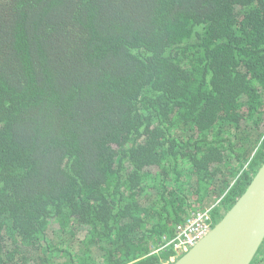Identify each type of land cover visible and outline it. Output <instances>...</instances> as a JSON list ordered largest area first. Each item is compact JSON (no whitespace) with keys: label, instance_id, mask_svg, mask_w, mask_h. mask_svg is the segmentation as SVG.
I'll return each instance as SVG.
<instances>
[{"label":"trees","instance_id":"16d2710c","mask_svg":"<svg viewBox=\"0 0 264 264\" xmlns=\"http://www.w3.org/2000/svg\"><path fill=\"white\" fill-rule=\"evenodd\" d=\"M263 162L264 0H0V264H163Z\"/></svg>","mask_w":264,"mask_h":264},{"label":"water","instance_id":"95a60500","mask_svg":"<svg viewBox=\"0 0 264 264\" xmlns=\"http://www.w3.org/2000/svg\"><path fill=\"white\" fill-rule=\"evenodd\" d=\"M264 242V162L210 232L172 264H251Z\"/></svg>","mask_w":264,"mask_h":264},{"label":"built area","instance_id":"2783aa9c","mask_svg":"<svg viewBox=\"0 0 264 264\" xmlns=\"http://www.w3.org/2000/svg\"><path fill=\"white\" fill-rule=\"evenodd\" d=\"M214 206L210 205L204 210L193 213L186 221L177 226L172 239L154 251L157 253L165 247L173 249L174 254L163 264L174 263L210 232L214 225L211 217Z\"/></svg>","mask_w":264,"mask_h":264},{"label":"rangeland","instance_id":"374dc122","mask_svg":"<svg viewBox=\"0 0 264 264\" xmlns=\"http://www.w3.org/2000/svg\"><path fill=\"white\" fill-rule=\"evenodd\" d=\"M259 257H260V255H259ZM259 257H258V258H256V259H255V261H254V263H252V264H257V263H258V261H259Z\"/></svg>","mask_w":264,"mask_h":264}]
</instances>
